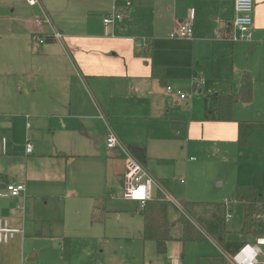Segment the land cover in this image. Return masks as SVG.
Returning <instances> with one entry per match:
<instances>
[{
	"label": "crops",
	"instance_id": "0c3cea01",
	"mask_svg": "<svg viewBox=\"0 0 264 264\" xmlns=\"http://www.w3.org/2000/svg\"><path fill=\"white\" fill-rule=\"evenodd\" d=\"M40 1L42 7H31L26 0H0V38L8 39L9 54L16 53L8 59V56L0 58V79L3 80L0 86L3 94L0 110H4V113L15 111L11 117H15L16 121L30 119V115H19L17 111L39 114L34 117L39 127L34 131L27 127L29 130H27L25 142L26 146L27 144L33 146L32 152L28 153L26 147L25 149L17 148L11 142V156H14L13 158L24 157L26 160L24 166L14 169L13 172H0V177L6 180V183L0 180V186H2L0 190L10 183L26 186V192L21 198H0V223H7L9 229L17 231L8 235L6 240L0 241V245H9L12 241L18 239L24 241L28 236L39 235L36 233L39 230L37 221L28 219V206L40 202L42 198L45 204H48L49 200L62 198L64 192L70 197L84 195L89 202L91 199L94 206L93 212L95 211L99 222L105 220L106 217L114 218L120 224V231H124L129 238L138 237L145 249L153 242L143 240L142 211L144 209L135 203V206L129 205L114 210V206L106 204L108 197L103 195V190L107 191L105 188L107 182L102 180L93 188H90L87 182L75 186L74 182L72 183L73 180L70 182L72 172H64V170L66 166L75 161L76 155L57 148L49 155L37 150L38 142L42 138L40 128H46L54 137L53 144H58L59 134L66 133L71 124L78 121L83 137L86 139L85 144L101 145L106 138L101 127L106 126L108 131L111 129L118 135L123 145L144 165L157 182L161 180L170 182L168 190L165 191L176 200L172 191L173 179L159 177L147 169V133H144L143 128H149L151 132L149 138L153 137L158 143H164L175 137L180 139L174 128L175 123L181 128L187 126V139L184 140H189V145L194 141L238 143L240 125L247 122H240L234 118L232 122L207 119L205 100L216 95L237 94L242 82L236 93L206 94L202 98V87L205 81L200 80L197 72L193 71V77L186 78L191 88L177 89L186 92L191 97L181 100L176 95L168 93L167 90L165 92V88L167 89L173 81L167 70L165 84L153 77L154 65L167 66L157 59V39L153 40L148 36L151 30L156 28L158 19L165 18L163 13L169 16L167 28L175 30L178 23L185 20L188 12L193 10L195 14L193 39L171 38L173 33L171 32L169 41L172 44L170 47L172 50L179 49L180 44L190 43L196 46L199 41L204 40L200 38L196 30L199 22L216 25L220 40L230 43L235 50L236 44H252L255 42V37H264V0H254L256 6L252 42H233L230 39L234 33L231 23L236 17L235 0H227L231 3L234 12L231 18L219 17V15L216 17L209 12V4H217L222 0H130L132 7L126 10L125 18L111 27L103 24L104 18L111 14L117 6L125 11L124 5L127 0ZM44 14L50 17L52 26L45 24L40 28L36 27L35 19L43 17ZM54 30L63 35L61 42L51 37ZM39 37L45 38V44L39 45L37 42ZM214 37L217 38L216 35ZM138 42H146L148 49L138 48ZM16 50L18 52H15ZM13 89L19 93V96L8 98L7 95L12 93ZM197 93H199L198 101L203 103L204 114L199 117L197 115L195 118L189 117L179 109L180 104H185L184 106L192 111ZM170 97H173L172 105L166 109L160 108L158 114L156 111L143 109L154 100L166 103ZM142 121H147L145 126L141 123ZM93 122H96L94 127L91 126ZM21 124L23 126L22 122ZM152 127L157 129L154 135H152ZM7 130L6 126L3 127L1 123L0 148H3V152L6 139L1 134ZM132 148L139 149L143 158L134 154ZM113 155L120 159L123 158L116 153ZM159 158V160H168L163 156ZM123 174L124 172H116V180L120 189L119 199L128 205L134 202L124 197ZM181 181L182 179L179 181L180 184H182ZM185 183L184 181L182 185ZM160 195H162L160 192H155L153 199L148 203L156 200ZM223 202L224 200L219 203ZM18 206H22V209H18ZM238 209L242 211L243 217V207L237 204L231 207L230 212L233 217L229 220L234 218ZM177 218L178 214L171 210V221L174 222ZM49 224L50 222H41L42 227L50 230ZM172 234L176 240L167 244V257L161 258L156 255L155 262L163 264L165 259L171 261L172 258H178L179 261L175 264H218V259L221 258L220 250L211 242L192 243L209 244L215 249L213 253L197 257L196 262L187 263L184 254L182 258H179L182 248L186 245L178 241V228L174 229ZM45 236L61 240L59 237L55 238L51 230ZM230 236L229 231L228 239ZM240 237V242L244 241L242 234ZM127 240L131 241V239Z\"/></svg>",
	"mask_w": 264,
	"mask_h": 264
},
{
	"label": "rangeland",
	"instance_id": "374dc122",
	"mask_svg": "<svg viewBox=\"0 0 264 264\" xmlns=\"http://www.w3.org/2000/svg\"><path fill=\"white\" fill-rule=\"evenodd\" d=\"M209 6V12L216 17L234 16L232 5L227 0ZM163 15L165 18L158 19L156 28L151 30L148 37L157 39V59L164 62L167 73L173 80L169 85L175 90L191 88L186 78L193 77L195 71L199 79L205 81L202 98L206 94L236 93L242 77L247 73L253 80V99L250 103L237 104L233 118L240 122L264 124V37H255L252 44H236L233 50L230 43L220 40L216 25L199 22L196 30L204 40L199 41L196 46L190 43L180 44L179 49L172 50L169 35L174 30L167 28L168 14ZM8 46V39L0 38V58L8 56V59L16 55L9 54ZM2 81L0 79V86L3 84ZM11 92L7 95L8 98L19 96L15 89ZM198 95L199 93L194 98L192 111L184 106L185 104H180L179 109L189 117L195 118L204 114V106L198 101ZM1 97L3 98V94L0 91V106ZM172 102L173 97L167 99L166 103L154 100L143 109L156 111L158 114L160 108L166 109ZM174 106L176 108V105ZM13 113L15 111L4 113V110H0V125L2 123L3 127L6 126L8 129L5 132L7 134H1L6 140L5 151L0 148V172H13L14 169L24 166L26 161L24 157L11 156V142L17 148L25 149L28 128L34 131L39 127L34 118L35 115H39L37 112L17 111L19 115H30V119H19L20 121L11 117ZM146 122L141 123L145 126ZM91 126H96V122ZM101 128L106 137L107 127ZM40 129L42 138L38 142L37 150L49 155L57 148L76 155L75 161L64 170L72 172L70 182L73 180L75 186L87 182L90 188H93L102 180L107 182L105 186L107 191L103 190V195L108 197L106 204L114 206V210L136 205L135 202L125 205L119 199L120 189L116 172H124L125 161L124 158L120 159L113 155L114 152L107 150L105 140L101 145L85 144L86 139L78 121L73 122L66 133L59 134L58 144H53L54 137L46 128ZM143 131L147 133V169L159 177L173 179V195L185 209H191L186 203L188 201L214 204L231 198L238 185H251L260 189L264 186V127L254 132L248 147L229 141L203 143L194 141L189 145V140H180L178 137L158 143L153 137L149 138L151 134L149 128L144 127ZM156 132L157 129L152 127V135ZM160 156L168 160H159ZM181 179L186 182L185 185L179 183ZM62 194V198L49 200L48 204H45L42 198L40 202L28 206V219L37 221L39 230L36 233L39 235L28 236L24 241L21 239L12 241L7 244L8 246L0 245V264H159L155 262L157 253L154 243L144 249V244L138 237L129 238L124 231H120V224L114 218L106 217L99 222L95 211L93 212L91 199L89 202L84 195L70 197L64 192ZM44 221L50 222L49 227L53 236L59 237L60 241L45 236L50 230L42 227L41 222ZM242 222V211L238 209L234 218L228 220V229L231 232L229 239L232 242L241 241ZM64 244H67L66 250ZM213 252L215 249L209 244L189 243L182 248L179 258L184 254L185 261L193 263L197 257ZM177 261L178 258H172L171 261L165 259L163 264H175Z\"/></svg>",
	"mask_w": 264,
	"mask_h": 264
},
{
	"label": "trees",
	"instance_id": "16d2710c",
	"mask_svg": "<svg viewBox=\"0 0 264 264\" xmlns=\"http://www.w3.org/2000/svg\"><path fill=\"white\" fill-rule=\"evenodd\" d=\"M153 77L165 84L166 67L154 65ZM252 99L253 81L248 75H245L241 89L237 94L216 95L206 98V118L220 122H232L234 107L239 103H250ZM261 127H264L263 123L247 122L241 124L238 144L242 147H248L252 135ZM174 128L178 132L179 138L184 140L187 126L181 128L179 124L175 123ZM0 180L6 183L4 177H0ZM159 184L167 191L170 182L161 180ZM232 199L243 207L241 234L244 241L247 238H255L260 235L263 224L257 220V217L264 214V186L260 189L251 185H239L236 187ZM186 203L191 209H185L180 204V210L174 204L166 201L163 195L150 203H146L142 211L144 217L143 240L144 242L155 243L158 257L167 256V244L176 240L172 234L176 228L179 229L178 241L184 245L211 242L227 253H234L238 250L242 242H232L228 239V221L223 203ZM171 210L178 214V218L174 222L170 219ZM66 248L67 244H64V249L66 250ZM218 261V264H225L222 257Z\"/></svg>",
	"mask_w": 264,
	"mask_h": 264
},
{
	"label": "built area",
	"instance_id": "2783aa9c",
	"mask_svg": "<svg viewBox=\"0 0 264 264\" xmlns=\"http://www.w3.org/2000/svg\"><path fill=\"white\" fill-rule=\"evenodd\" d=\"M27 4L31 7H42L40 0H26ZM132 7L130 0H127L122 11L118 8L107 15L103 24L106 27L113 26L116 22L121 21L126 16V10ZM254 1L253 0H235V12L236 17L231 23L234 29V33L231 36L233 42H252L253 41V26H254ZM188 17L178 23L175 30L171 34V38L188 39L191 40L194 37L193 22L195 19L194 11L188 12ZM36 27L40 28L45 24L52 26V20L47 14L43 17L37 18L34 21ZM56 41L61 42L63 35L57 31H53L51 34ZM39 45L45 44V38H37ZM137 47L144 50L148 49L146 42H138ZM167 92L174 94L179 99L185 100L191 97L189 94L182 90H174L172 87H167ZM107 150L120 154L125 161V171L123 174V188L124 196L127 200L138 203L141 208H145L146 203L153 199L155 192H160L166 201L174 204L179 209L181 205L177 202L168 192H166L162 186L157 182L150 173L145 169L144 165L131 153V151L123 145L118 135L111 129L105 138ZM26 150L31 153L33 146L27 144ZM184 184V181H181ZM26 192V186L24 184H7L0 190V198H21ZM238 203L232 198H226L223 205L226 208L227 220L233 217L230 209L232 206ZM18 209H22V206H18ZM181 210V209H180ZM257 220L262 222L263 228L260 235L253 239H247L242 241V245L234 253H227L221 249L220 256L224 259L225 264H264V214L257 217ZM16 230L9 229L7 223H0V241L6 240L8 235L16 233Z\"/></svg>",
	"mask_w": 264,
	"mask_h": 264
},
{
	"label": "water",
	"instance_id": "95a60500",
	"mask_svg": "<svg viewBox=\"0 0 264 264\" xmlns=\"http://www.w3.org/2000/svg\"><path fill=\"white\" fill-rule=\"evenodd\" d=\"M131 150H132V152H133L134 154H138L137 156H138L139 158H143V156L141 155V152H140L139 149L132 148Z\"/></svg>",
	"mask_w": 264,
	"mask_h": 264
}]
</instances>
